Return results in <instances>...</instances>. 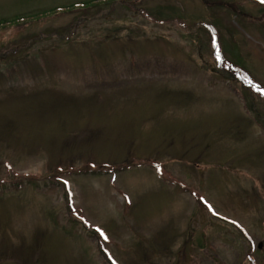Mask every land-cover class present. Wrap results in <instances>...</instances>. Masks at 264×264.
Here are the masks:
<instances>
[{
  "label": "rangeland",
  "instance_id": "rangeland-1",
  "mask_svg": "<svg viewBox=\"0 0 264 264\" xmlns=\"http://www.w3.org/2000/svg\"><path fill=\"white\" fill-rule=\"evenodd\" d=\"M256 85L262 0H0V264H264Z\"/></svg>",
  "mask_w": 264,
  "mask_h": 264
},
{
  "label": "trees",
  "instance_id": "trees-1",
  "mask_svg": "<svg viewBox=\"0 0 264 264\" xmlns=\"http://www.w3.org/2000/svg\"><path fill=\"white\" fill-rule=\"evenodd\" d=\"M26 17H17L15 19H13L11 22L13 21H19V20H25ZM211 24L213 26H216L218 27L215 23L213 22H203L201 25L203 26L202 27V30L205 31L204 33L207 34V31L206 29L204 28V24ZM3 24V23H1ZM5 24V23H4ZM215 24V25H214ZM226 48H227V45H226ZM211 49L213 50L211 54H214L216 57H215V60H213V65L215 66L216 68V71L217 72H225L227 75L231 72H233V70L230 69V67H227L225 65H227L226 62H228V60L224 57L223 53H222V50H223V47H222V44L221 42L218 43L217 47L213 45L211 46ZM217 52H219V54H216ZM233 63V62H232ZM233 77V76H232Z\"/></svg>",
  "mask_w": 264,
  "mask_h": 264
},
{
  "label": "snow or ice",
  "instance_id": "snow-or-ice-1",
  "mask_svg": "<svg viewBox=\"0 0 264 264\" xmlns=\"http://www.w3.org/2000/svg\"><path fill=\"white\" fill-rule=\"evenodd\" d=\"M262 2H264V0H262ZM249 83H251V81H249ZM256 90L259 91L262 95H264V87L256 85ZM98 231H100V230L98 229ZM101 235H104V233L102 231H101ZM104 238L107 239L108 237L106 235H104Z\"/></svg>",
  "mask_w": 264,
  "mask_h": 264
}]
</instances>
